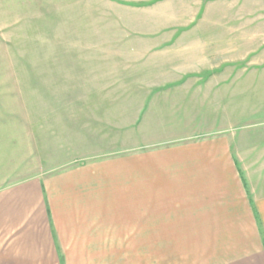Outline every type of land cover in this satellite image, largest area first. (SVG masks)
Returning a JSON list of instances; mask_svg holds the SVG:
<instances>
[{
    "label": "rangeland",
    "instance_id": "374dc122",
    "mask_svg": "<svg viewBox=\"0 0 264 264\" xmlns=\"http://www.w3.org/2000/svg\"><path fill=\"white\" fill-rule=\"evenodd\" d=\"M157 1L0 0V190L185 138L264 129V68L246 73L224 46L241 39L226 28L264 32V21L240 19L246 0H204L200 19L183 21L197 29L181 36L177 11L197 5Z\"/></svg>",
    "mask_w": 264,
    "mask_h": 264
},
{
    "label": "crops",
    "instance_id": "0c3cea01",
    "mask_svg": "<svg viewBox=\"0 0 264 264\" xmlns=\"http://www.w3.org/2000/svg\"><path fill=\"white\" fill-rule=\"evenodd\" d=\"M184 1L197 8L177 11L181 36L204 0ZM263 1L240 19L264 21ZM246 28H226L241 39L224 46L249 73L264 68V32ZM56 171L0 190V264H264V129Z\"/></svg>",
    "mask_w": 264,
    "mask_h": 264
}]
</instances>
